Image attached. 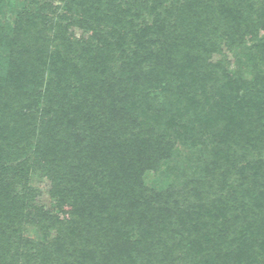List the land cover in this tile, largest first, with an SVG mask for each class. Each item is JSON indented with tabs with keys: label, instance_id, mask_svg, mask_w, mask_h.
<instances>
[{
	"label": "trees",
	"instance_id": "1",
	"mask_svg": "<svg viewBox=\"0 0 264 264\" xmlns=\"http://www.w3.org/2000/svg\"><path fill=\"white\" fill-rule=\"evenodd\" d=\"M0 264H264V0H0Z\"/></svg>",
	"mask_w": 264,
	"mask_h": 264
},
{
	"label": "rangeland",
	"instance_id": "2",
	"mask_svg": "<svg viewBox=\"0 0 264 264\" xmlns=\"http://www.w3.org/2000/svg\"><path fill=\"white\" fill-rule=\"evenodd\" d=\"M7 14L9 15L10 12H7ZM77 34L79 35V32H77ZM145 180H146V183L147 184H150L154 181V177L153 175L151 174H148L146 175L145 177ZM39 187L42 189V198H41V202L45 203V204H48L49 200H48V195H47V192H46V182H41V184L39 185Z\"/></svg>",
	"mask_w": 264,
	"mask_h": 264
}]
</instances>
